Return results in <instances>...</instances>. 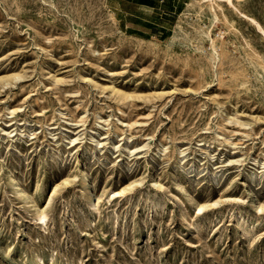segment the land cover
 I'll return each mask as SVG.
<instances>
[{"label":"rangeland","instance_id":"1","mask_svg":"<svg viewBox=\"0 0 264 264\" xmlns=\"http://www.w3.org/2000/svg\"><path fill=\"white\" fill-rule=\"evenodd\" d=\"M218 1L0 0V264H264V0Z\"/></svg>","mask_w":264,"mask_h":264},{"label":"crops","instance_id":"2","mask_svg":"<svg viewBox=\"0 0 264 264\" xmlns=\"http://www.w3.org/2000/svg\"><path fill=\"white\" fill-rule=\"evenodd\" d=\"M190 0H107L121 31L137 39L162 38Z\"/></svg>","mask_w":264,"mask_h":264},{"label":"bare ground","instance_id":"3","mask_svg":"<svg viewBox=\"0 0 264 264\" xmlns=\"http://www.w3.org/2000/svg\"><path fill=\"white\" fill-rule=\"evenodd\" d=\"M196 1H199V2H201V3H207L208 4V8H209V10L214 14V16L216 17L217 15H216V12H215V6H217V7H220L221 5H219V1L218 0H196ZM225 2H226V5L228 6V7H230L233 11H235V12H238V14L243 18H245V16H243V14L241 13V12H239L238 10H237V8L234 6V4H233V2H232V0H225ZM181 19V18H180ZM253 21V20H252ZM257 24V23H256ZM209 34H210V32H208V31H206V32H204V35L205 36H207V37H209ZM264 35V34H263ZM210 39V41H211V46L213 47L214 46V39L213 38H209ZM84 186H86V178H83L82 179V185H81V187H84ZM88 191V189H86L84 192H87ZM124 192V188H120V190H118V191H111V193L113 194V195H120L121 193H123ZM200 205H198V208L200 209ZM40 214H41V212H40ZM40 216V215H39ZM42 217V216H41Z\"/></svg>","mask_w":264,"mask_h":264}]
</instances>
